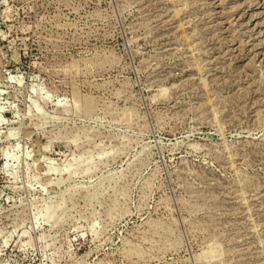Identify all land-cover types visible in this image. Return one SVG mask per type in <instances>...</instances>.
Wrapping results in <instances>:
<instances>
[{
    "label": "rangeland",
    "instance_id": "obj_1",
    "mask_svg": "<svg viewBox=\"0 0 264 264\" xmlns=\"http://www.w3.org/2000/svg\"><path fill=\"white\" fill-rule=\"evenodd\" d=\"M0 264H264V0H0Z\"/></svg>",
    "mask_w": 264,
    "mask_h": 264
}]
</instances>
